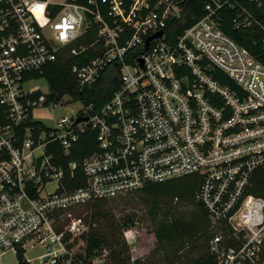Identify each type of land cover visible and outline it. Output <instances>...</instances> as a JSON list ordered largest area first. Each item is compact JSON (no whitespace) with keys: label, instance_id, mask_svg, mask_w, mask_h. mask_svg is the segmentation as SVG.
<instances>
[{"label":"built area","instance_id":"built-area-1","mask_svg":"<svg viewBox=\"0 0 264 264\" xmlns=\"http://www.w3.org/2000/svg\"><path fill=\"white\" fill-rule=\"evenodd\" d=\"M261 8V0H0V264L6 253L28 264H110L106 248H76L88 224L70 210L190 174L215 264H264ZM228 28L245 32L246 45ZM91 48L94 56L70 66L77 87L91 88L113 65L116 90L99 107L52 99L37 74L63 51ZM36 80L44 85L28 87ZM87 131L94 148L72 158ZM28 247L42 249L37 263L25 258Z\"/></svg>","mask_w":264,"mask_h":264},{"label":"trees","instance_id":"trees-1","mask_svg":"<svg viewBox=\"0 0 264 264\" xmlns=\"http://www.w3.org/2000/svg\"><path fill=\"white\" fill-rule=\"evenodd\" d=\"M261 1V13L264 15V0ZM226 30L236 41L246 45L248 39L241 36L245 32L232 28ZM91 35L92 32L85 35L82 40L89 42L92 38ZM85 53V56H69L63 51L55 61L44 67L41 74H37V76H44L46 79L52 99L57 100L64 94H70L84 104L92 103L95 107H99L116 90L119 84V73L113 65L106 67L91 88L80 90L77 87L70 66L74 62L84 63L94 56L92 48ZM5 121V110L0 104V124ZM78 145L80 149L71 155L72 158L79 159L94 148L93 134L89 131L84 133ZM72 182L74 181L72 180ZM82 183V180L79 179L72 186H79ZM261 186L264 187V184H261ZM197 187V176L190 174L162 182L148 183L135 193L127 195H135L141 201L146 217L151 223V231L155 237L156 245L161 251L166 264L172 263L177 253L198 236L202 235L207 239L211 236L208 231L209 220L207 214L200 203L195 201ZM259 189L255 190L254 194H261ZM109 199H95L86 203L88 205L86 217L88 230L81 236L85 243L86 252L90 253L94 249L109 248L107 250L110 264H144L143 259H130L126 243L121 235L122 226L132 225L133 219L127 218L120 224L112 211L103 206V202ZM184 205L191 207L188 215L181 211ZM61 228L59 224V229ZM16 264L28 263L22 254H18ZM190 264H215L214 257L208 250V245Z\"/></svg>","mask_w":264,"mask_h":264},{"label":"rangeland","instance_id":"rangeland-1","mask_svg":"<svg viewBox=\"0 0 264 264\" xmlns=\"http://www.w3.org/2000/svg\"><path fill=\"white\" fill-rule=\"evenodd\" d=\"M43 80H36L29 82L28 87L43 86ZM79 104L75 103L70 106L73 110L77 109ZM71 109H62L58 113H68ZM48 114L44 111H35L36 118L48 120ZM184 182V181H183ZM103 206L108 207L115 215L120 224L127 219L132 218L133 224L129 226H122L121 235L127 246V253L130 259H143L144 264H166L161 251L158 249L155 237L151 231V223L147 219L145 209L139 199L135 195L125 196L121 198H113L103 202ZM186 215L191 211V207L184 205L181 208ZM72 217H80L86 224H88L87 213L88 205H80L70 210ZM68 221L65 215L60 219V227H63ZM76 248H82V238H75ZM208 239L204 236H198L186 246H184L175 256L174 261L170 264H190V262L198 257L200 253L206 249ZM109 249V248H107ZM42 253L40 247H28L25 251V258L37 263L36 255ZM3 264H16V257L11 253H6L1 257Z\"/></svg>","mask_w":264,"mask_h":264},{"label":"water","instance_id":"water-1","mask_svg":"<svg viewBox=\"0 0 264 264\" xmlns=\"http://www.w3.org/2000/svg\"><path fill=\"white\" fill-rule=\"evenodd\" d=\"M159 34H160V32L156 33L155 35H159ZM155 35H153V36H155ZM79 120H80L79 118L76 119V122L79 121Z\"/></svg>","mask_w":264,"mask_h":264}]
</instances>
